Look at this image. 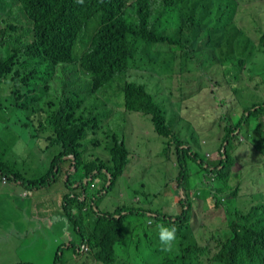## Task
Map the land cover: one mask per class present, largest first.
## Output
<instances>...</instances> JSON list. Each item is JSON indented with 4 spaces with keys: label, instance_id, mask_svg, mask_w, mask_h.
Returning a JSON list of instances; mask_svg holds the SVG:
<instances>
[{
    "label": "trees",
    "instance_id": "trees-1",
    "mask_svg": "<svg viewBox=\"0 0 264 264\" xmlns=\"http://www.w3.org/2000/svg\"><path fill=\"white\" fill-rule=\"evenodd\" d=\"M248 1L254 0L242 4L252 3ZM14 3L17 7L12 8ZM238 6L239 0H214L212 6L205 0H0V89L12 83L10 94L4 96L13 99L10 106L15 110L34 117L37 137L33 147L22 149L20 160L30 161L31 149L42 155L49 153L45 174L32 178L17 170V161L8 160L0 150V177L40 188L67 175L64 185L70 194L64 198L65 211L73 236L68 248L78 256L90 252L97 264H264V201L245 208L247 199H238L239 182L256 162L254 157L264 164L263 153L244 151L254 135L264 137V25L256 30L259 34L255 37L236 30L232 37L226 24L222 28L208 21L212 16V20L223 23L227 15L230 26L236 20ZM256 7L263 8L257 3ZM14 11L19 14H10ZM22 14V22L28 23L25 28L4 19L6 15ZM94 18L98 21L91 29ZM199 36H205V43L198 40ZM212 40L222 42L217 64L211 62L207 67L182 62L186 58L183 43L195 50L198 46L201 51ZM223 46H229V52ZM156 50L176 65L173 71L178 84L171 87L170 94L175 96V91L179 96L177 90L182 92L188 86L180 97V106L181 111L189 106L191 109L180 117L174 113L175 124L185 122L202 135L218 134L220 158L214 161L216 164H209L192 148L183 146L185 139L176 135L153 89L141 82L142 78L147 81L154 77L153 68L135 78L138 73L133 70H144L147 62L157 63L160 56L154 54ZM138 58L141 64L135 69ZM33 63L34 67L25 69ZM40 67L43 71L38 76ZM72 68L83 73V80L77 83H85L89 94L96 93V111L76 91H69L72 87L51 100H42L49 94L48 81L54 74ZM112 87L122 97L106 102H122L118 109L123 114L142 110L149 115L153 131L165 139L166 152L176 156L179 173L172 182L179 186L177 192L184 190V197L180 195L178 201L181 213L166 214L162 207L155 208L150 202L143 206L132 198L113 210L99 208L98 201L114 187L130 158L125 137L115 133H106L104 158L86 155L83 145L89 133L97 134L111 124L113 118L98 111L105 101L97 93ZM206 109L210 111L206 113ZM101 143L96 139L92 145L99 147ZM187 158L197 165L196 173L207 179L204 187H194V196L189 193L193 173L185 165ZM238 163L240 172L234 169ZM94 182L96 188L91 189ZM76 184L81 190L71 197ZM209 197L226 212V226H212L208 233L204 229L208 224L203 223L194 234L195 203L200 201L206 209ZM142 215L147 217L144 221L134 220ZM86 221L91 222L90 227ZM157 225L177 228L171 251L163 250ZM137 229L142 234L134 238ZM203 240L207 243L202 244ZM129 242L136 253L128 251L123 259ZM59 256L56 254L54 264H59Z\"/></svg>",
    "mask_w": 264,
    "mask_h": 264
},
{
    "label": "rangeland",
    "instance_id": "rangeland-1",
    "mask_svg": "<svg viewBox=\"0 0 264 264\" xmlns=\"http://www.w3.org/2000/svg\"><path fill=\"white\" fill-rule=\"evenodd\" d=\"M244 0H239V11L238 14L235 15L236 20L228 25L227 15L224 17V22L220 23L219 21L212 20V16L208 19L211 24H217L220 27H224L226 24V29L228 31L229 36L233 37V33L236 30L239 34L248 35L250 38L257 36V29H260L264 25V0H254L248 1L252 2L248 5L242 4ZM205 2L212 6L214 0H205ZM256 3L263 6V8L256 7ZM225 9V4L222 5ZM13 7H17V3L12 5ZM222 10V8H221ZM17 12H10V14H15ZM226 13V11H225ZM19 14V13H18ZM7 16V15H6ZM4 17V19L8 20L9 23L20 24V27H27L28 23L22 22L23 14L20 17L12 16V17ZM25 18V17H24ZM96 18H94L89 27L94 29L96 26ZM3 25V24H2ZM230 27V30H229ZM243 38V36H241ZM198 40L202 43H205V36L198 37ZM244 42V40H241ZM211 45L207 48H203L201 51L198 49V46L195 49L189 47L186 43H183V49L186 52V58L184 61H188L194 65H204L209 67L211 62H215L216 64L219 62V47H221L222 42L212 40ZM82 44L77 45V47ZM206 45H203L205 47ZM243 48V47H242ZM240 48V49H242ZM173 49H177V47H173ZM223 49L229 52V46H223ZM146 51L151 52V50L146 49ZM155 55L160 56L157 63H148L146 64L145 69H140L139 71L133 70L135 74V78L142 77V74L147 75L150 67L152 75L154 77L146 79L142 78L141 82H147L148 86L153 89V93L155 94L158 103L162 106L164 110H166V114L172 126L176 131V135L181 139H185V143L183 146L190 147L193 151H196L200 158L209 164H216V162L220 158V153L218 151L219 146V138L218 134L202 135L199 134V131L194 126H189L185 122H177L175 124L174 113H177L180 107V97L181 95L188 89V86H184L181 92V89L177 90L178 93H181L179 96L176 95L174 91V95L170 94V89L172 86L176 87L177 75L174 73L173 69L176 66L171 60L166 58L165 56H161L158 54V51L154 53ZM172 57V55L170 56ZM245 58V57H244ZM141 64V59L138 58L137 63L134 65V68H139ZM34 67V63L28 65L25 69H29ZM43 67L38 69L37 75H42ZM195 74H201V72L196 71ZM210 74V73H209ZM206 73V75H209ZM79 80H83V73L77 69L75 71L66 69H59V71L54 74V78L48 81L49 84V94L44 97L42 100H51L54 97L59 96L62 93L63 89L69 91H76L78 93V97L85 98V104L89 107H93L96 111V93L89 94L88 89H86L85 83L79 85L77 82ZM258 80H260L258 78ZM151 81V82H150ZM207 81V80H206ZM41 83L39 86H42ZM56 86V87H55ZM191 86V85H190ZM12 87V83L4 84L0 89V105L3 108L0 111V150L2 152V156L7 157L8 160L14 162L17 161V170H22L26 173L27 177L37 178L41 177L45 174V165L47 157L49 153H45L42 155L41 151L36 149H31V159L26 163H22L20 160V155L22 153V149L27 148L29 145L33 147V143L36 141V130L33 126L34 117H28V112H22L15 110L10 106L13 99H10L5 94H10L9 90ZM58 87V89H57ZM225 91V88L223 87ZM68 92V91H67ZM225 93V92H224ZM222 94V96L224 95ZM72 94V93H71ZM238 96L240 94H237ZM97 96L102 98L105 102L102 103V106L98 108L99 112H107L109 116L113 118L111 124L104 128L102 131L99 130L96 134L92 132L89 133L86 140L83 142L84 148L86 150V155H92L104 158V155H107V151L105 146L108 145V142H105L106 133H115L118 136L125 137L126 145L130 151L129 163L127 164L123 174L118 178L114 187L98 201V206L103 210H113L117 205L122 203H129L130 199L133 201L139 200L140 205L145 206L148 202L152 204L153 207H162V210L166 214L181 213V206L178 201L180 199V195L184 197L182 194L184 190L178 189V185L175 182H172L176 177L177 173H179V167L177 166L175 159L176 156L174 154H169L166 151V146L164 144L165 139L159 137L151 126L150 116L143 114V111L139 112H131L129 114H123L118 109V106L122 102L109 103L106 102L107 99H118L120 96L119 93L115 92L112 88H108L106 92H99ZM229 99V98H228ZM106 105L108 107H106ZM174 106V108H173ZM191 109L189 106L187 109H183L182 114H186ZM210 111L206 109V113ZM147 112L146 110L144 111ZM89 114V113H88ZM93 117H96L94 114H90ZM239 115V114H238ZM26 124L27 126H25ZM141 126L143 132V140L137 141L135 139L136 131L135 129ZM213 133V132H212ZM91 134V136H90ZM96 139L101 140V145L99 147H95L92 145ZM256 150L259 154H264V137H259L258 135H254L252 140L244 146V151L249 153L252 150ZM33 153L35 156L33 157ZM262 154V155H263ZM0 155V159H1ZM247 158H250L248 156ZM245 157L240 158L239 160H243ZM254 162L248 172L242 176L240 180V192L238 193V199H247V203L245 208H248L251 204L264 201V164L263 162L258 161L256 157L253 159ZM185 165L188 170L193 173L190 177L192 181L191 190L189 193L192 194V190L194 187H204L207 183V179L204 177L202 173H196L197 165L193 161V159L187 158L185 160ZM235 171L240 172L241 166L240 164H236L234 167ZM201 174V175H200ZM64 175H60L58 179L55 181L56 185L54 190L57 193L59 192L61 197H64L65 191L62 183ZM196 180V182H195ZM54 183V182H53ZM99 184V185H98ZM98 186L100 187L101 182H98ZM237 185V184H236ZM235 185V186H236ZM7 185L1 180L0 177V196L4 194V190L7 191ZM63 188V189H62ZM81 189V188H80ZM94 188V184L93 187ZM12 190V189H11ZM61 191V192H60ZM75 189L73 190V192ZM31 193V192H29ZM28 191L25 192L24 196H27ZM176 193V194H175ZM56 194V196H57ZM151 194V195H150ZM41 196L43 199L52 201L56 196H51L49 194H45L41 192ZM136 196V197H133ZM194 196V195H193ZM31 195L28 196L27 200H20L19 202H15L14 204L8 205L10 208H16V210H12L11 214L16 219H21L26 221L28 218H31L30 212L24 210L27 208L26 201H32ZM25 199V198H24ZM198 203V205H197ZM197 206L196 211L194 210L193 216V228L194 234L196 233L198 227L202 226L203 223L205 225L208 224L204 229L207 230L208 233L211 232L212 226H215L214 229L223 228L227 223V215L222 207H216L214 204V200L212 197L207 199L208 208L204 209L201 206V202L197 200L195 203ZM201 213V216H198V213ZM147 217L139 216L134 217V220L144 221ZM85 221V220H84ZM5 224H11L12 220L9 216L5 217ZM88 222V221H86ZM89 227L91 226V222H88ZM131 222L128 221V224ZM35 231H37L38 227L33 224ZM4 229V225L0 221V234ZM138 230V229H137ZM142 231L139 230L135 233L134 238L141 235ZM41 239L44 240V245L40 247H32L29 249L27 253V258L25 262L31 264H54L56 255H51L48 251L49 240L52 239V236L42 235ZM57 243L60 245L59 238H57ZM157 244V238H155ZM75 241H78V245L80 244V239L76 238ZM54 241L52 240V243ZM64 243V242H63ZM207 241L203 240L202 244H206ZM129 244H131L129 242ZM81 247V244L79 245ZM37 250H47L45 254H38ZM61 255L59 256L58 263L59 264H97L94 260V256L92 253H82L79 256L75 254L72 250H70L66 246H62L59 248ZM128 251H132L131 253H136V248L133 244L128 248V250L124 253L123 259L128 256ZM16 258L15 252L5 257L0 264H15L13 263Z\"/></svg>",
    "mask_w": 264,
    "mask_h": 264
},
{
    "label": "crops",
    "instance_id": "crops-1",
    "mask_svg": "<svg viewBox=\"0 0 264 264\" xmlns=\"http://www.w3.org/2000/svg\"><path fill=\"white\" fill-rule=\"evenodd\" d=\"M182 115L180 106L178 109V117ZM135 130L137 135L135 139L137 141H141L142 135L140 132H143L142 127L138 126ZM46 168L47 167L45 165V169ZM65 171H67V167L65 168ZM3 177H1L2 181ZM66 177L67 175L62 178V182L60 181L65 189V191L61 190L64 192V197H61L59 192L58 194L56 193L57 196L55 193L49 192L54 190V188L51 187H55L56 182H52L50 186L29 188L27 186H23L21 181H9L7 178L3 181L6 183L8 188L7 191L4 190V194L0 196V221L2 222V225H4V229L0 234V262H2V260L8 255L15 252L16 258L13 263L27 264L28 262H25V259L28 257L27 253L29 249L44 245L45 242L41 239L42 235L52 236V239L49 240L50 249L48 250L51 255H61L59 248H62L63 245L68 247L70 241L73 239V236L69 226L70 222L65 211L67 203L64 198L70 194V189L64 185ZM95 185L96 182H94V188H96ZM73 189H75V191L71 193V197H73L75 193H79L81 190L77 187V184ZM27 191L28 193H31L24 196ZM41 192L51 196H56V198L52 201L43 199ZM29 195H31L33 199L32 201H26L27 208H24V210L30 212L31 218H28L26 221L16 219L11 214V211L16 210V208H10L8 205L19 202L20 200H27L29 199ZM81 198L83 199L84 196L82 195ZM6 216H9L12 220L11 224H5L6 222L4 221ZM33 224L38 227L37 231H35ZM57 238H59L60 245L57 243ZM52 240L54 241L53 243ZM36 252L42 255L45 254L47 250H37Z\"/></svg>",
    "mask_w": 264,
    "mask_h": 264
},
{
    "label": "clouds",
    "instance_id": "clouds-1",
    "mask_svg": "<svg viewBox=\"0 0 264 264\" xmlns=\"http://www.w3.org/2000/svg\"><path fill=\"white\" fill-rule=\"evenodd\" d=\"M238 11H239V6L237 9L236 15L238 14ZM256 33L259 34V31ZM179 61H182V60H179ZM182 62H184V60ZM157 229H158L159 240L161 244L163 245V250L171 251L174 247V242L176 241V238H177L176 237L177 228L175 226L165 227L163 225H157Z\"/></svg>",
    "mask_w": 264,
    "mask_h": 264
},
{
    "label": "water",
    "instance_id": "water-1",
    "mask_svg": "<svg viewBox=\"0 0 264 264\" xmlns=\"http://www.w3.org/2000/svg\"><path fill=\"white\" fill-rule=\"evenodd\" d=\"M71 157H73V156H71ZM74 159V158H73ZM111 176H109V178H110ZM89 179H91V177L89 178ZM109 184H110V180L108 181V183H107V186H109Z\"/></svg>",
    "mask_w": 264,
    "mask_h": 264
},
{
    "label": "built area",
    "instance_id": "built-area-1",
    "mask_svg": "<svg viewBox=\"0 0 264 264\" xmlns=\"http://www.w3.org/2000/svg\"><path fill=\"white\" fill-rule=\"evenodd\" d=\"M6 180V177H3V181H5ZM86 250V249H85Z\"/></svg>",
    "mask_w": 264,
    "mask_h": 264
}]
</instances>
